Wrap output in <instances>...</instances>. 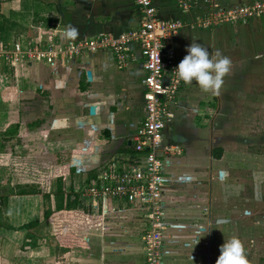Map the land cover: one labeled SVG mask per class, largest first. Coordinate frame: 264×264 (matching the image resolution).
I'll return each instance as SVG.
<instances>
[{"label":"crops","instance_id":"obj_1","mask_svg":"<svg viewBox=\"0 0 264 264\" xmlns=\"http://www.w3.org/2000/svg\"><path fill=\"white\" fill-rule=\"evenodd\" d=\"M153 2L159 16H174L177 0ZM202 12L196 11L173 39L177 62L191 42H198L229 56L232 66L218 94L203 91L195 81L185 83L165 130L164 140L178 139L182 148L181 155L168 159L164 174L165 233L172 237L177 225L187 226L180 239L167 235L166 241L193 250L181 264H216L220 245L232 236L240 238L245 253L251 251L258 240L255 227L239 217L249 214L245 208L254 197L248 189L252 170L264 174V19L212 30L191 26ZM138 21V9L129 0H0V195L7 196L9 225L18 229L0 228V264L3 251L25 248L27 232L20 227L32 221L42 223L34 248L41 254L37 262L47 264L51 257L59 264L53 225L43 223V194L20 191L54 194L63 177L67 192L79 193L112 158L133 154L130 138L145 105L137 46L126 68L106 49L64 63L11 65L5 58L13 53L14 41L33 40L49 28L63 44L101 34L116 38ZM69 25L78 29L77 38L63 36ZM76 208L100 220V228L86 230V244L64 254L65 264H143L144 223L140 237L134 227L138 212L115 200Z\"/></svg>","mask_w":264,"mask_h":264},{"label":"built area","instance_id":"obj_2","mask_svg":"<svg viewBox=\"0 0 264 264\" xmlns=\"http://www.w3.org/2000/svg\"><path fill=\"white\" fill-rule=\"evenodd\" d=\"M138 9L137 26L116 38L101 34L63 44L52 28L40 32L33 40L16 39L13 53L5 59L11 65L43 61L64 63L89 51L108 50L120 68L135 60L132 47L139 49L144 76V117L130 138L133 154L117 155L79 190L78 204L120 201L135 210L144 220L143 264H162V247L166 229L165 168L169 158L181 155L179 140L166 142L165 130L172 123L185 82L174 71L179 64L172 45L178 32L198 10L191 26L203 30L246 24L264 19V0L240 5H219L213 0H177L170 18L159 16L153 0H129ZM204 4V5H203ZM1 47V46H0Z\"/></svg>","mask_w":264,"mask_h":264},{"label":"trees","instance_id":"obj_3","mask_svg":"<svg viewBox=\"0 0 264 264\" xmlns=\"http://www.w3.org/2000/svg\"><path fill=\"white\" fill-rule=\"evenodd\" d=\"M219 158V156H217ZM43 194L47 207L44 211L43 223L53 225V240L55 241V254L64 255L71 249L79 246L80 243L86 244L87 232L94 227L95 222L86 212L77 210L79 193L67 192L64 185V178L61 177L57 182L54 194L43 192L42 190H22L20 194L28 193ZM7 196L0 195V228L7 230H18L11 227L7 221ZM40 222L32 221L23 225L20 229L26 230L25 248L34 249L37 247L40 234L38 229Z\"/></svg>","mask_w":264,"mask_h":264},{"label":"clouds","instance_id":"obj_4","mask_svg":"<svg viewBox=\"0 0 264 264\" xmlns=\"http://www.w3.org/2000/svg\"><path fill=\"white\" fill-rule=\"evenodd\" d=\"M78 35V29L71 25L63 33L68 39H75ZM186 53L174 69L177 77L185 83L195 81L203 91L218 94L224 84V77L231 70V58L219 50L211 53L198 42H191ZM216 264H250L239 237L232 236L224 240Z\"/></svg>","mask_w":264,"mask_h":264},{"label":"rangeland","instance_id":"obj_5","mask_svg":"<svg viewBox=\"0 0 264 264\" xmlns=\"http://www.w3.org/2000/svg\"><path fill=\"white\" fill-rule=\"evenodd\" d=\"M253 161L256 162V157L252 156ZM255 170V173H253ZM251 172L252 175V184L251 186H248V189H251V194H253V199L250 204H247V207L245 208L249 214L246 215V217H239L240 220H242L241 223H246L248 225H251L254 228V232L256 231V237L258 240L256 241V244L254 245L251 251L246 252L248 256V260L250 261V264H264V258L260 257L259 255L264 254V174L260 175L258 173L259 169H253ZM249 215V216H248ZM97 220V219H95ZM136 223L138 224L135 229V232L140 237L142 235V224L144 223V220L141 216L139 218H135ZM100 220L95 221V230L98 232V229L100 228L99 225ZM187 226L183 225H177L175 230L177 232H174V235L171 237V234H167L164 232V245L162 247V264H181L182 262V256L186 255L187 252L193 251L190 248L181 247L178 248L175 246V244H169L167 243V235H169L171 238L180 239V234L187 229ZM143 236V235H142ZM54 244L55 241L53 240V236L51 238ZM1 242L3 240H0ZM84 244L80 243L79 246H83ZM174 245V246H173ZM78 246V247H79ZM76 247V248H78ZM73 248V249H76ZM145 252V250H144ZM5 254V255H4ZM253 254H256L255 256ZM4 255V256H3ZM79 255V254H77ZM145 255V254H144ZM39 256H41L40 251H34V249L31 248H22V252L19 250H14L12 248V251L6 250L2 252V257L5 260V262H2V264H40L37 261L39 260ZM63 255H56L57 261L59 260V264H65L63 262L64 259H62ZM187 256V255H186ZM185 256V257H186ZM144 258V257H143ZM181 259V260H179ZM50 262L47 264H53V258L50 257Z\"/></svg>","mask_w":264,"mask_h":264}]
</instances>
